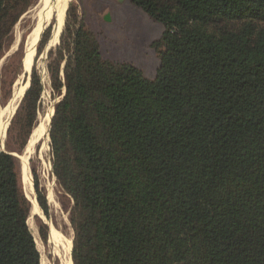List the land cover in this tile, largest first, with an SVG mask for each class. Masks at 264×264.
<instances>
[{
	"label": "trees",
	"instance_id": "trees-1",
	"mask_svg": "<svg viewBox=\"0 0 264 264\" xmlns=\"http://www.w3.org/2000/svg\"><path fill=\"white\" fill-rule=\"evenodd\" d=\"M34 1L0 0V57ZM132 1L164 25L154 79L105 58L74 7L70 42L49 52L53 87L66 85L50 137L74 264H264V0ZM26 89L9 152L0 131V264H41L11 154L37 122L36 67Z\"/></svg>",
	"mask_w": 264,
	"mask_h": 264
},
{
	"label": "rangeland",
	"instance_id": "rangeland-1",
	"mask_svg": "<svg viewBox=\"0 0 264 264\" xmlns=\"http://www.w3.org/2000/svg\"><path fill=\"white\" fill-rule=\"evenodd\" d=\"M40 1L35 0L29 9L21 15L13 27L10 36L2 44L0 57L1 108L9 104L16 87L20 88L25 84L24 88H26L29 79L31 82V74L34 67H36L40 75L43 87L41 107L38 111L37 122L29 140L35 130L37 134L40 133L39 127H41L51 111L55 112L56 104L66 93L64 79L62 80L63 86L59 92L52 85L49 63L53 57H49V52L51 50L54 53L57 52V49L61 47L62 39H64V42L68 40L70 42L71 40V34L76 28V23H74L73 14L69 13V9L72 13L74 7L77 13H79V20L83 19L86 27L96 34L105 58L118 62H130L140 68L143 74L150 79L156 77L160 66L159 53L155 42L161 37L164 31V25L161 22L154 20L150 15L135 5L132 0H69L57 43L49 45L55 29L54 25L56 26V20L53 18L43 25L37 34L34 42V56L31 62H29L28 43L30 34L33 31L35 17L40 8ZM68 19L69 26L67 25ZM64 52L65 59L62 62L61 68L64 67L68 57L67 51L64 50ZM61 75H63V72H61ZM8 91H10L11 95L5 101V95ZM12 116L10 117L6 134L2 141V149L8 152V131L15 115L13 119H11ZM50 121L52 123V120ZM48 126L47 137L45 135L39 136L37 142L33 144L28 152L27 161H24L21 156L26 153L28 143L25 144V147L22 146L24 147L22 151L11 153H15L19 162L23 191L26 197H29L27 198L32 205L28 224L41 253V264H66L69 259V241H72L71 252L72 262L74 264L73 243L75 230L70 219L72 204L68 200V197L59 190L56 176L53 174L50 122ZM13 143L19 146L21 142H15L13 140ZM27 168H29V173L33 181L34 197H37L34 186V170L39 174L41 186L46 193L50 205L49 215H46L42 209L43 214L40 207L38 211H33L32 195L29 191L25 174ZM43 232L46 235V240Z\"/></svg>",
	"mask_w": 264,
	"mask_h": 264
},
{
	"label": "bare ground",
	"instance_id": "bare-ground-1",
	"mask_svg": "<svg viewBox=\"0 0 264 264\" xmlns=\"http://www.w3.org/2000/svg\"><path fill=\"white\" fill-rule=\"evenodd\" d=\"M68 2H69V0H41L40 1V8H39V11L35 17L33 31L30 34L29 43H28L29 58H30L29 62H31V60L34 56V45H35L34 42H35V38H36L37 34L40 32L41 27L43 25H45L46 23H48L53 18H54V20H56V26L54 25L55 29L53 31L52 39H51V43H53V44L50 43L49 45H54L55 43H57L60 31H61L62 26H63L65 11H66ZM42 72L44 73V71H42ZM29 84H30V79L26 85V88H28ZM24 85L20 88L16 87L14 89V92H13L12 97H11V101L9 102V104L7 106H5L3 108L0 107V131H1L2 141H3V138L5 137L6 129H7L10 117L12 116L13 113L15 114V112L18 108V105L22 100V95L24 93V90H27L26 88H24ZM50 109H53V108H50ZM53 112L54 111H51L47 115V117L45 118L44 123L42 125L40 124L41 125V127H39L40 133L37 134L36 130L34 131L31 140L27 144L26 153L23 156H21V158L24 161L28 160V152L32 148L33 144L35 142H37L39 136L45 135V137H47V126H48V123L50 121V117L52 118ZM14 114H13V116H14ZM13 116H12V118H13ZM50 125H51V121H50ZM29 172H30L29 168H27V171L25 172V174H26V178H27L28 188H29V191L32 195L33 211L34 210L38 211L39 205L35 200L36 196L34 197V195H33V181H32V177H31ZM68 245H69V259H68V262L66 264H73L72 257H71L72 241H69ZM67 248H68V246H67ZM66 250H68V249H66Z\"/></svg>",
	"mask_w": 264,
	"mask_h": 264
},
{
	"label": "water",
	"instance_id": "water-1",
	"mask_svg": "<svg viewBox=\"0 0 264 264\" xmlns=\"http://www.w3.org/2000/svg\"><path fill=\"white\" fill-rule=\"evenodd\" d=\"M23 97H24V96H23ZM22 100H23V98H22ZM22 100H21V102H22ZM21 102H20V103H21ZM20 103H19V105H20ZM19 105H18V107H19ZM16 111H17V110H16ZM15 113H16V112H15ZM51 120H52V119H51ZM11 154H12V153H11ZM12 155H13V154H12ZM13 156H14V155H13Z\"/></svg>",
	"mask_w": 264,
	"mask_h": 264
}]
</instances>
